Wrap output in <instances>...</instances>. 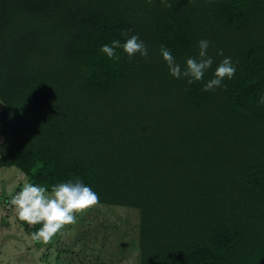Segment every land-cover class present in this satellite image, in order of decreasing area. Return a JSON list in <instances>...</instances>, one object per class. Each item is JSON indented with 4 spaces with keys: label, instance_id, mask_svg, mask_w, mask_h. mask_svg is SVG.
<instances>
[{
    "label": "trees",
    "instance_id": "16d2710c",
    "mask_svg": "<svg viewBox=\"0 0 264 264\" xmlns=\"http://www.w3.org/2000/svg\"><path fill=\"white\" fill-rule=\"evenodd\" d=\"M165 2L0 0V166L138 210L139 264H264V0ZM125 30L147 57L100 51ZM202 39L203 79L173 77L161 46L183 69Z\"/></svg>",
    "mask_w": 264,
    "mask_h": 264
},
{
    "label": "rangeland",
    "instance_id": "374dc122",
    "mask_svg": "<svg viewBox=\"0 0 264 264\" xmlns=\"http://www.w3.org/2000/svg\"><path fill=\"white\" fill-rule=\"evenodd\" d=\"M3 104L0 102V112ZM0 120V142L4 139ZM26 176L0 166V264H139L138 210L101 205L78 215V223L50 243L32 238L11 204Z\"/></svg>",
    "mask_w": 264,
    "mask_h": 264
},
{
    "label": "clouds",
    "instance_id": "9594fccd",
    "mask_svg": "<svg viewBox=\"0 0 264 264\" xmlns=\"http://www.w3.org/2000/svg\"><path fill=\"white\" fill-rule=\"evenodd\" d=\"M148 3L151 4L152 0H148ZM161 3H165L166 7L172 6L165 0H161ZM121 34L128 37L126 30ZM210 43L206 39L200 40L198 58H187L183 69L180 64L176 63L175 57L166 47L161 46L160 54L173 77L188 78L187 83L192 84L193 81L202 80L205 72L213 64L212 57L207 54ZM117 49H122L129 58L137 54L142 57L148 55L147 46L137 35H131L124 43L114 39L110 45H102L100 51L113 62H118L120 56L116 52ZM217 54L223 55L222 50ZM235 72L236 68L231 58H224L215 68L214 78L204 85V91L220 87L223 80L232 79ZM11 204L16 207L20 220L29 225H40L39 229L32 233V238L44 243H50L55 237L63 235L66 226L78 223L79 214L101 206L99 195L79 178L51 185L26 182L22 189L12 196Z\"/></svg>",
    "mask_w": 264,
    "mask_h": 264
},
{
    "label": "built area",
    "instance_id": "2783aa9c",
    "mask_svg": "<svg viewBox=\"0 0 264 264\" xmlns=\"http://www.w3.org/2000/svg\"><path fill=\"white\" fill-rule=\"evenodd\" d=\"M21 189H22V188H21ZM21 189H20V190H21ZM20 190H16V191H14V192H13V195H14L16 192L20 191ZM13 195H12V196H13Z\"/></svg>",
    "mask_w": 264,
    "mask_h": 264
}]
</instances>
